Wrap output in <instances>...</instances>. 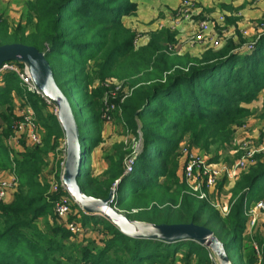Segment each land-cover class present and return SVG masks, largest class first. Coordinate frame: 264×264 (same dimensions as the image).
Returning <instances> with one entry per match:
<instances>
[{
	"label": "trees",
	"instance_id": "16d2710c",
	"mask_svg": "<svg viewBox=\"0 0 264 264\" xmlns=\"http://www.w3.org/2000/svg\"><path fill=\"white\" fill-rule=\"evenodd\" d=\"M108 4L112 2L34 0L31 7L36 18L33 30L29 33H25L21 26L10 30L5 22L0 21V45L22 43L34 46L45 54L57 85L69 100L79 129L81 146L87 152L86 156L90 153L87 146L90 126L93 125L92 131L96 135L101 129L96 109L98 102L86 92H75L74 95L79 96L80 106L89 109L91 113L89 118L81 121L77 118L71 95L64 87L69 84L72 86L80 79L82 68L77 71L75 68L85 65L88 60H94L99 66L97 78L101 80L112 70L121 67L127 73L133 68L132 71H135L131 72L130 76L145 74V79L133 83L130 96L123 105V109L128 112L127 120L131 128L135 125V114L143 113L151 118L163 117L160 118L163 123L157 128L163 127L165 131L178 130L193 124L191 132L197 140L207 141L212 138L220 142L228 141L231 127L235 123L233 114L240 109L237 104L247 102L264 90V32L252 39L251 50L237 53L233 50L243 42L240 35L238 44L230 39L220 49H207L200 57H177L173 49L168 50L169 47L165 43L159 45V41L165 42L168 39L163 32L153 36L145 47L133 50L131 43L134 32L124 28L120 22L121 17L127 14L128 8L122 5L108 8ZM263 20L257 25L262 26ZM18 66L22 67L20 64ZM6 72L0 74V103L6 101L5 97L10 96L12 89L20 90L16 74H5ZM67 75L70 76L64 78ZM61 77L63 80H60ZM91 93L95 94L96 90ZM26 96L36 115H40L46 107L44 101L34 94L27 93ZM0 119L5 122L1 134L8 135L11 119L7 116ZM197 126L200 127L198 130ZM43 127L46 130V138L42 150L36 145L38 150L17 153L18 158L14 160L13 170L14 179L18 183L16 193L9 202H0V264H33L31 261L40 250L32 247L22 232L28 230L30 222L41 216L51 215L53 202L60 195L52 193L51 186L40 178L44 157L50 155L56 136L61 134L62 130L56 115L50 116L49 125L44 124ZM141 133L153 142L143 156L135 159V170L132 174L123 175L119 163L107 168L108 183H102L88 180L89 173L86 168H82L77 178L81 190L87 195L105 198L112 184L119 179L113 205L120 211L129 212L136 209L135 213L125 215L128 218L155 224H199L206 215V201L196 205L194 198L185 193L182 184L171 195L165 193L171 201L177 203L179 199L177 208H173L175 205H166L160 209L165 199L158 192L160 188L156 187L154 190L161 177L168 176L169 180L175 178L177 141L161 139L162 134L150 130L147 126L142 127ZM86 156L85 162L88 158ZM3 157L7 159L8 155ZM231 192V206L226 219L211 227L210 225L219 221V218L215 217L217 214L208 215L199 225L209 228L219 240L224 235H232L224 243L241 255L242 241L246 234L243 206L245 203L254 204L259 201L264 204V164L257 161L253 163L239 182L235 183ZM75 207L77 217L81 218L83 225L94 222L95 225L100 224L103 229L99 242L91 249H84L80 264L173 263L178 253L183 254L185 263H188L191 257H195L197 264L208 262V249L205 246L192 241L163 243L157 240L132 239L119 233L117 228L102 217L84 214L75 204L72 206L73 212L68 215V221L76 222ZM68 234L73 235L68 230L64 231V235ZM251 237L259 243L260 257H256L252 250L247 259L240 258V264H264V246L257 236ZM112 251L118 253L119 257L113 258Z\"/></svg>",
	"mask_w": 264,
	"mask_h": 264
},
{
	"label": "rangeland",
	"instance_id": "374dc122",
	"mask_svg": "<svg viewBox=\"0 0 264 264\" xmlns=\"http://www.w3.org/2000/svg\"><path fill=\"white\" fill-rule=\"evenodd\" d=\"M104 1L112 2V4H108V8H114L116 5L126 6L128 8V12L125 15L126 17H133L135 14V0H98L99 3H103ZM33 3L34 0H0V21L5 22L9 26L10 30L15 29L17 26H21L25 33L32 32L36 18L31 7ZM261 19H264V15L257 21V24ZM262 23V26L261 24H256L257 26L255 25V33L243 31L241 36L243 42L241 43H239L237 30L234 31L233 29L232 33L238 41L235 44L239 43L237 47L244 48L247 44L252 43V39L262 34L264 32V20ZM121 24L127 30H131L122 22ZM217 25L218 24H214L212 26V30L214 33H217L219 37H222V34L226 33L224 30L225 18L222 21V25H218L219 32L216 30ZM97 28L99 29L100 27ZM138 38L139 35L134 32L131 43L133 50L139 49L138 47H135L136 40ZM218 40H220V44ZM226 40V37H222L221 39H218L217 37V41L212 44V47H217L215 50H218L225 45L227 42ZM84 64L85 65H80L75 68L76 71L82 68L79 76L80 79L72 86L69 84L70 86L67 85L64 88H67V92L71 95V101L75 107L77 118L81 121L89 118L91 113L89 112V109H85L80 106V101L78 99L79 96L74 95L75 92L79 91L81 94L86 92L90 97H93L94 99L96 98L98 102L96 104V109H98L100 118L98 125L101 129L99 134L96 135L93 134L92 131L93 125L90 126V139L89 144H87L90 154L87 158V162L83 165V168H86L89 173L88 180L108 183V181H106L107 168L119 163H121V169L123 172L126 170L125 172L127 176L132 174L135 170V159L143 156L146 153V149L152 146V139H146L141 133L142 127L147 126L150 130H155L156 132L162 134V137H160L161 139L167 138L171 140V142L177 141V146L175 148V158L177 161L175 178L169 180L168 176L164 178L161 177L154 186V190L156 187L160 188L158 192L159 194H162V198L165 199L164 204L160 207V209L164 208L166 205H175L173 208H177L176 205L180 203L179 199L176 203L171 201V199L166 197V195H171L175 189L181 187L180 185L182 184L185 189V193L189 194L191 198H194V203L196 205L203 204L201 203V200L195 198L191 194L190 189L182 178L180 164L183 157V151L184 149H187L199 156L205 157L207 162L216 164L223 170V173H221L220 177L216 181L208 203L206 202V215L203 216L201 220L202 222L206 216H215V214H217L215 217H218L219 221L212 223L210 226L214 227L220 224V222L222 223L229 213V208L231 206L230 199L232 195L231 190L235 183L239 182L241 176L245 174L248 171V168L256 161L264 164V90L256 94L247 102H239L237 104V106H240V109L233 114L235 123L231 127V136L230 139L228 138V141L220 142L212 138L207 139V141L204 139L197 140L191 132V128L194 126L193 124H188L185 128L180 127L178 130L165 131L163 127L157 128L159 124L163 123V121H161L162 119H160L163 117L151 118L143 113H140V115L135 114V125L131 128L129 126V121L127 120L128 112L123 109V105L130 96L134 87L133 83L145 79V74L130 76V73L135 70L132 71V68L130 70L131 72L127 73V71L121 67L119 69L116 68L112 70L106 78L101 80L100 78H97L100 68L96 65L94 60H88ZM5 74H7V72ZM69 76L70 75H67L64 78ZM60 80H63V78L61 77ZM92 90H96V93H91ZM27 93L29 92L25 91L22 87H20V90L18 91L12 89L10 96L5 97L6 101L0 103V114L10 118L12 122L15 107L22 101L27 102ZM97 94L98 97H96ZM44 103L46 104V107L41 111L40 115L37 116L34 112L40 133L41 142L37 146L40 150H42L43 143L46 138V130L43 125H49L50 116L55 115L56 112L55 107L50 102ZM3 128H5V122L0 119V183L7 182L10 184L6 187L7 196L4 203H7L13 198V195L16 193L18 187L17 181L13 180V170L15 169L14 160L18 158L17 153L23 151L30 152L35 149L38 150V148L31 143L26 142L24 139H20L16 144H13V142L9 143L8 137L10 130L8 135H4L1 134ZM199 128L200 127L197 126L196 130ZM19 149L22 151H18ZM64 152L65 141L61 132V134L56 136V141L50 155L47 158L44 157L45 161L41 167V181L47 182L51 186L60 180L63 170L62 164L65 157ZM6 154L8 157L7 159H4L3 156ZM240 160L244 162V168L238 171L235 177H228L224 171L227 168L234 166ZM117 186L118 183L116 185L113 183L110 188L111 190H114V198ZM129 200L130 199H125V201ZM218 204H220L224 210L228 211L225 216L220 214L217 210L216 207ZM250 206H253V203L247 204V207ZM115 209L123 215L133 214L137 211L136 209H132L129 212L126 210L120 211L116 207ZM143 209L147 210L148 208ZM52 214L41 216L32 223L30 222L28 230H23L22 232V235L28 238L32 247L40 250L39 254L35 253L36 255L33 257L34 260L31 262H33V264H80L82 262L80 259L84 249H91L95 243L99 242V238L103 236V229L101 225H95L94 222L83 225L81 218L77 217L78 212L77 207H75V220L76 223L79 224V230L76 234L64 235V231L66 230L64 229L62 222L54 215L52 216ZM242 214H244V212ZM256 214L259 215L255 226L259 224L261 217L264 218V210L257 212ZM260 227L264 228V224L262 223ZM231 236L232 235H224L220 238V241L225 242ZM256 245L258 246V244ZM22 248L25 247L22 246ZM185 250L187 249L185 248ZM227 253L229 254V258L233 264H240V258L244 257L243 259L245 260L250 256L249 252L244 251L243 253V250L241 251V255L238 254L231 246L227 249ZM111 255L113 258L119 257V254L113 251L111 252ZM182 257L183 254L178 253L175 255L173 263L168 261L163 264H197L195 257H191L188 263H185Z\"/></svg>",
	"mask_w": 264,
	"mask_h": 264
},
{
	"label": "water",
	"instance_id": "95a60500",
	"mask_svg": "<svg viewBox=\"0 0 264 264\" xmlns=\"http://www.w3.org/2000/svg\"><path fill=\"white\" fill-rule=\"evenodd\" d=\"M253 42L234 53L247 50ZM8 61L22 65L31 78L36 90L55 107V115L65 141V157L61 174V184L74 203L86 215L100 216L112 224L119 233L132 239L157 240L163 243L192 241L203 245L215 256L219 264H233L227 253L230 245L220 241L204 225L189 223H159L130 219L119 213L114 204V190H109L105 198H96L84 193L78 176L86 156L80 143L79 129L68 98L57 85L51 66L45 54L31 45L5 43L0 45V66ZM123 175H126L125 171ZM119 182L116 180L115 185Z\"/></svg>",
	"mask_w": 264,
	"mask_h": 264
},
{
	"label": "crops",
	"instance_id": "0c3cea01",
	"mask_svg": "<svg viewBox=\"0 0 264 264\" xmlns=\"http://www.w3.org/2000/svg\"><path fill=\"white\" fill-rule=\"evenodd\" d=\"M180 1L135 0L134 16L121 17V22L139 35L135 47H145L153 36L163 32L168 39L158 43L159 45L165 43L167 47H172L175 56L200 57L205 50L217 48L212 47V44L217 41V37L218 39L226 37V41L231 39L237 43V38L232 33L233 29L237 30L238 37L242 36L243 31L255 33V25L264 15V0H192L188 7L181 6ZM219 14H223L225 18L224 30L226 33L222 34V37L213 32L202 43L189 41L188 38L196 31L201 20L208 17L215 18ZM216 30H219L218 25ZM218 42L220 44V40ZM262 223L264 224L263 217L259 224L251 230L246 228L242 245L243 253L244 251L251 252L254 243L259 244L253 240L252 235L257 236L264 246V228L260 227Z\"/></svg>",
	"mask_w": 264,
	"mask_h": 264
},
{
	"label": "built area",
	"instance_id": "2783aa9c",
	"mask_svg": "<svg viewBox=\"0 0 264 264\" xmlns=\"http://www.w3.org/2000/svg\"><path fill=\"white\" fill-rule=\"evenodd\" d=\"M191 2L192 0H181L180 5L183 7H188V4ZM223 19L224 15L219 14L215 18L208 17L201 20L198 23L196 31L193 32L188 38L189 41L193 43L204 42L207 39V36L213 33L212 26L214 24L222 25ZM251 49L252 46H250L247 50ZM168 50H172V47H169ZM4 71L16 74L19 79L20 87H22L25 91L40 97L44 102L49 103L36 90L30 76L23 66L19 67L17 63L8 61L0 66V73ZM8 139L9 143L13 142V144H16L20 139H24L26 142H29L34 146L40 144V133L36 123L35 113L28 102L22 101L15 107ZM243 168L244 162L240 160L231 168H227L224 172L228 177H235L236 173ZM180 169L182 178L190 189L191 194L201 201L208 202L214 190L216 181L220 177L221 173H223V170L216 164L207 162L205 157L199 156L187 149H184L183 151ZM13 180H15L14 176ZM9 185L10 184L7 182L0 183V202H4L6 200V187ZM50 191L56 194L60 193L59 198L53 204V215L62 222L66 230H68L70 233L76 234V232L79 230V224L67 220L68 215L72 212V206L75 204L74 200L68 195L60 180L57 183L51 185ZM216 208L220 214L224 216L228 212L224 210L220 204H218ZM263 210L264 204L260 201L254 203L253 206L250 207H247V204L245 203L243 206V215L246 218V228L248 230L255 226L256 221L258 220L259 214L256 213ZM253 250L256 257L259 258L260 248L255 243L253 244ZM207 257V264H219L215 256L209 250L207 252Z\"/></svg>",
	"mask_w": 264,
	"mask_h": 264
}]
</instances>
